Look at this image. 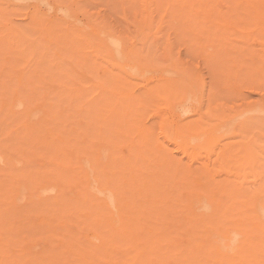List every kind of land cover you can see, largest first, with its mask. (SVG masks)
Wrapping results in <instances>:
<instances>
[{
  "label": "rangeland",
  "instance_id": "rangeland-1",
  "mask_svg": "<svg viewBox=\"0 0 264 264\" xmlns=\"http://www.w3.org/2000/svg\"><path fill=\"white\" fill-rule=\"evenodd\" d=\"M196 1L197 0H193L188 1L189 3H185V0H58L57 2L56 0H0V233H2L5 238L10 237L12 239L15 235L18 236L16 231L9 230V224H13L14 220L17 222L19 216L28 214L27 210L33 207V198L38 194L37 190L40 189L41 185L44 187L50 186V184H55L54 186L59 185L56 181H49V171L52 169L62 170V168L54 164L56 159L52 158L54 154L58 155L60 151L52 147V145L38 143V140H40L45 133L47 134L46 129L49 126L48 122L44 121L46 116V112L44 111L49 107L50 98L55 95V92H51L50 90H58L61 85L60 80L62 79L59 78V74L47 76L49 71H45L47 74L42 73L40 75L41 77L39 76L41 79L39 77L37 79L38 83L36 82V88L38 90L35 89L36 91L34 90L31 93L27 78L32 74V71H34V73L36 71L38 75L40 74V71L37 70V65L43 59L46 60L43 69L46 70L47 68L48 70H54L53 73H56L59 71L58 66H61L62 70L68 73L67 76L73 79L72 82H80L82 84L78 86L84 87L83 85H86L85 82L88 80L89 76H94V79H97L99 76L94 70V74H92L89 68L83 67V58L80 54L75 52L76 47H70L66 42H70L73 45L80 44L82 47V54L87 60H94L97 63V68L100 73L106 72L107 74L115 76L116 84H114V86L116 87V93H118L120 97H124L126 101H137L136 106L132 107L133 110L131 109L132 121L135 124L138 123L136 126L146 124V126L152 128L153 143L156 144L161 141L162 146H165L166 143V146L168 145L167 147L173 148L171 151H174L173 153L179 157H176L178 161L182 159L180 161L183 162L184 160V163L181 162L184 165H188L190 162V164L195 165L194 169L200 165L201 159L206 161L207 156L209 158L210 155V160L213 164L211 168H214L212 174L219 176L225 175L224 172L220 171L222 167L237 171L238 178H234L237 179V182L233 183L235 188L239 190L237 194L245 192L252 197L253 202L251 203L245 199L244 201L249 202L247 205L235 204L234 207L238 213L246 212L250 217L257 214L259 205L264 201L262 187V185H264V179L261 180L257 175V172L264 171V166L259 165L261 158H264V147L258 148L259 152L263 151V153L256 163L251 165L248 160L243 161V159L247 157V154L242 145L248 142L252 143L253 141L259 145H264V127L261 126L263 121H257V126L251 128L248 127L249 120H246L248 117H252V115L264 111V36L258 33L254 34L242 31L244 28L243 25L240 24L239 15H237V7L234 9L232 8V3H234L235 0H213L211 5L207 6V8H201L199 5H196L194 7L195 9H192L193 11L197 10L194 16L195 21H188L186 12L189 10L191 13L190 3L194 4ZM212 5L213 7H211ZM58 16L67 17V21L70 20L71 22H56L55 20ZM75 21L82 28L88 27L87 25H92L97 26L98 29L103 28L104 34L106 35L112 34L111 46L106 49L100 48L95 55V53L92 52V46L98 42V40H96L98 37L92 36V40H94L89 43V41L83 38V35H79V33L74 30L72 23ZM86 29L88 30V28ZM87 30L84 31L89 32V30ZM11 41L15 42V46L8 45ZM18 44L22 45L17 47ZM30 45L36 47V52H32L28 49L26 55L25 53L23 55L20 49L23 50V48L27 46L30 47ZM169 79H183L182 81H185L184 83L189 90L184 93L181 92V94L175 98L173 95L169 94L170 92L166 87L162 86L163 83ZM87 86H89V84L85 87ZM159 87V93H148L150 88L153 91ZM17 89H19V91H16ZM63 97L64 95L62 98ZM84 109L83 104H81L80 107L76 106L73 112H81ZM73 112L70 110V113ZM191 125H194V132L189 131ZM171 126H186L189 130L187 128L182 130L185 141L194 145V150L201 152L202 156H198L192 160L186 155L185 157L182 151L176 148L177 145L174 144L175 142L168 139ZM133 135L134 133L132 136ZM71 136L73 137L75 135ZM65 138L66 140L68 139V134ZM74 141L75 140H72L71 142L74 143ZM93 141L97 144L96 138ZM131 141L132 140L126 141L124 143L126 146L124 144H122L123 146L120 145L123 151L126 152L127 149H131L129 148V146L133 144ZM227 141L237 142L238 148L232 152V156L224 161L218 159L216 154L220 151V146ZM78 142L77 146H84L81 138H78ZM67 152L68 155L70 154L69 156H71V154H73L72 148H69ZM60 155H62V152H60ZM240 156L244 158L240 160ZM182 157L185 158L183 159ZM199 157L200 160L198 159V163L197 158ZM77 158L78 160L85 161L84 159H87L86 150H80ZM204 160L202 162H204ZM185 162L187 164H185ZM241 189H243V192ZM42 192L44 196H47L46 191ZM229 199H232L230 194L224 197L223 202L230 203ZM22 207L26 209L25 212H23L24 214L19 211ZM42 207L44 206L42 205ZM155 207L156 206H150L148 211L151 213L142 211V209L140 211V208H138L140 212L147 214L146 216H151L150 214H153V216L155 215L154 217L152 216V219L147 217V220H143L145 222L139 219L143 216H139L140 213L137 212V210H134L135 212L132 210V215L128 213L129 211H124L119 214L114 210L113 213L108 212L107 215L106 212L103 213V217L101 213L93 211L96 213V216L98 213L97 219L93 216L94 213L92 211L90 213L93 217L91 215L87 216L89 212L79 211L78 213L84 212V215L87 213L84 218H88L89 220V218L92 217L93 219L90 218V221L93 220L94 224L99 221L98 218H101L99 226L102 229L108 226H106L105 223L111 225L107 228L110 229L112 226H116V223L118 221L120 222V220V227H122L123 224L126 223L129 225L128 222H132V219L135 221L139 219L143 222H141L140 225L144 228L137 227L138 234H134V232L128 234L131 236L134 234V239L133 237L132 239L135 240V238H137L136 236L139 234L143 237L145 234L144 232H146V234L150 232L149 236H151L152 233H154V235L157 234L156 231L160 230L161 221L163 220L162 217V220L158 219L160 218V213H157L163 210L162 213H166V215L164 213L163 216L169 217V219L166 217L169 221L165 220L168 222L165 223L163 220L164 226L167 224L165 227H163L162 224L163 229H168V231L171 229L170 232L174 231L170 234L167 233L168 231L165 232L163 229V231L160 230L158 232L159 241L158 239L154 240L158 243L153 242L154 238L151 239L155 237L154 235L151 236V238L144 235L147 238L145 239L144 237L142 241L145 242L146 245L149 239V244H151V241L154 244L156 243L155 249L158 248V252L155 249L156 252H154V250L148 251L150 249H148L149 245L145 246V244H141L146 247L144 250L150 252L148 255L149 259L151 255L156 256L161 250L163 252L161 251L160 254L163 258L165 256V259H162V256H156L150 259L153 263L149 261L147 255V257L144 256L145 258L143 260L139 259L148 253L146 251L143 252L144 250L140 251L142 249L140 243L139 245L141 248L140 246L138 247V256L141 254L143 255H141L142 257L137 256V259L143 262L147 260L146 264H165L166 258L170 256L167 258L168 260L166 263L173 260L172 262L174 263L171 262L172 264H179L184 259L182 261V263L184 262L183 264H194V262L191 263V260L194 261V253L191 254L190 249L192 246V252H194V244H192V242L197 241L194 238L200 240L198 241L199 244H205V247L208 245L204 243L208 237L206 239L205 234L201 231L196 233V235L202 233V236L204 235L206 240L200 236L201 234L199 235L201 238L199 236L195 237L194 234H189V231L194 233L191 230V227L194 230V224L192 225V223H198V221H195L196 218L194 217V219L192 217L194 216V210L190 209L193 211L192 215L189 214V212L186 215L189 210L186 208L180 209V207H176L173 209L171 207L173 211L178 208L173 212L168 205ZM161 207H167L169 210L167 211V209H165L164 211ZM88 210L90 211V209ZM181 210L183 212H181ZM71 212L69 213L70 215L68 214V218L72 216ZM74 213L76 214L77 212ZM78 213L75 215L72 212L75 216H73V218H67L66 221L64 220L63 222L65 223L64 225H66L64 227L66 232H64L66 233L67 239L68 236L69 238L73 237L68 240V244L72 241L73 244H77L78 246L74 248L76 253L74 249H72V243L69 244L68 247L71 248V251H69L67 256H72L74 254L75 256H73V258L70 257L71 259L74 260L76 258V260H83L81 263L79 260V263H76L77 261L74 260L76 264H82L83 262L88 264L90 260V263L94 261V263L91 264H95L96 262H99L98 264H107V262L113 264V258L119 257V251L123 250V247L129 250V254H127V252L124 255L123 252H126V250H123L121 253H123L122 255L125 256V259L124 257L123 259L120 257V261H126L127 258L131 260L130 258L137 254V249H135L136 245L133 251L129 245L127 246V244L131 243L127 242L130 241L131 238H129V240L126 239L124 237L128 236L126 233V235H122L123 237L120 236V234L114 235V237L113 235H109L110 239H112V237L114 239L120 237L119 240L123 238V241L124 239L126 241L123 242L121 240L120 242L118 240L120 245L122 244L120 246L114 239H112L114 240L112 242V240H108L109 237H106L107 239L102 238V240H106V244L104 243L105 247H108L106 251L108 253L102 252V255L105 254L103 256H106V254L113 253V255H111L113 258L111 256L112 259L110 257L107 258V256L103 258L101 257L102 255H99V259L98 255L95 256L93 253L94 249L92 248H99L104 241H100L99 239H101V236L91 230L96 224V227H99L98 223L93 226V222H90L93 227L90 228V224L87 227L86 224H88L89 221L87 220V222H85L84 219L77 218L76 216H82V214L78 215ZM162 213L160 215H162ZM168 214L171 215L169 216ZM99 215H101V217ZM108 215H111L112 218ZM136 215L139 216L138 219H136V217L134 218ZM157 215L159 217H156ZM180 215L182 218H180ZM146 216L144 215L142 219H146ZM172 216H174L175 219H173ZM105 217H107V221ZM128 217L132 219L127 221ZM94 218L97 221H95ZM119 218L121 219L119 220ZM122 218L127 219L125 223L122 222ZM153 218H157L156 221L160 226L158 224V226L155 225V219V224L152 223ZM191 218L192 221L190 222ZM183 219L185 220L184 223H182ZM150 220H152V222H150ZM52 221L60 224L63 220H57V222L56 220ZM103 221H106L103 224L105 227H102ZM82 222L86 223L84 224L85 226L81 224ZM147 222L150 224L148 225ZM176 223L179 225L177 226ZM79 224H81V227L78 230ZM132 224H136V222ZM173 224H175L176 228H173ZM180 224L182 226H180ZM150 225L153 231L149 229ZM154 225L155 228L158 227V229H155ZM168 225H170V228ZM186 225L187 227H184ZM86 227L90 228V230ZM124 227L126 228V225H124ZM146 227L148 228L145 229ZM5 228L7 232H5ZM83 228L86 229L87 233L84 232L85 230H83ZM141 228L144 232L141 231ZM181 228L183 229L181 230ZM184 228L187 229L185 230ZM59 230L61 231V229ZM93 230H95V228ZM68 231H73V234L71 235ZM96 231L99 230L96 228ZM80 232H82V235ZM142 233L144 234L142 235ZM187 233L188 236L185 235ZM83 234L85 236H83ZM164 234H168L166 235L167 237ZM75 235L79 237L80 240L83 238L84 240H89L87 242L89 245L93 244L92 246H95V242L97 246H90L91 248L87 250L89 245L86 241L83 240L87 246L85 248L82 246L84 242L82 243L79 240V244L78 238H75ZM178 235L182 236L183 239L188 242L191 240L190 244H188V242L185 243V241L183 243L186 244V246L183 245L182 242H179V244L178 240L180 239L179 241H182L183 239ZM86 236L88 239L85 238ZM161 236L164 238L166 237V239L168 238V248L167 244L164 242L166 239ZM189 236L194 238L191 237V239ZM141 237L139 236V238ZM14 238L16 239L17 237ZM156 238H158L157 235ZM160 238L164 239L162 240L163 243H160L162 242ZM73 239L78 243L74 242ZM175 240L177 244H175ZM30 241V245L36 246L37 249L42 247L39 243L42 245L44 243L38 238ZM115 241L116 243H114ZM138 241L136 240L134 243L138 245ZM110 242L114 243L112 247L107 245L111 244ZM170 243H173V248L177 247L178 244V247H182L174 248V251L173 248L170 247ZM115 244H117V247H115ZM157 245L159 247H157ZM120 247H122V249ZM109 248L112 250V253ZM116 248H118L117 252ZM82 249L83 252L81 253L83 254L79 252L82 251ZM179 249L181 251H178ZM188 249L190 251H187ZM166 250H168V252ZM72 251L73 253H71ZM139 251L141 252L140 254ZM169 251L172 252V255H169L171 253ZM182 251L184 252V254H181L183 256L178 257L176 253ZM70 253L72 255H70ZM85 253L88 254L86 255ZM130 253L132 254L130 255ZM165 253L167 254L165 255ZM84 254L86 258L83 256ZM175 254L177 257L174 256ZM188 254L190 256L192 255L193 259ZM186 255L187 260L189 258L191 259L188 260L189 262L185 260L186 258H183ZM87 256H90L89 258L91 259L89 260ZM156 258H160L164 261L157 260ZM104 259L107 261L101 263L103 261L100 260ZM68 261L67 263L69 264L71 260L70 262ZM157 261L161 263H157ZM143 262L142 264H145ZM126 263L127 261L122 264ZM140 263L141 262H139V264Z\"/></svg>",
  "mask_w": 264,
  "mask_h": 264
},
{
  "label": "bare ground",
  "instance_id": "bare-ground-1",
  "mask_svg": "<svg viewBox=\"0 0 264 264\" xmlns=\"http://www.w3.org/2000/svg\"><path fill=\"white\" fill-rule=\"evenodd\" d=\"M57 1L58 0H56V2ZM188 1H193V0H187V1L185 0V3H189ZM212 1L213 0H197L196 3L194 4L190 3L191 10L195 9L194 7L196 5H199L201 8H207V6L211 5ZM211 7H213V5ZM235 7H237V10H238L237 15H239L240 24H242L244 28L242 31L247 32V33H254V34L258 33L264 36V1L262 0H235L234 3H232V8L234 9ZM207 10H211V9H207ZM73 11H74V8H73ZM192 11L191 13L189 12V10L186 12V17L188 21H195L194 16L196 15L195 12H197V10L193 11L194 15ZM55 21L59 23L71 22L70 20L67 21V17H64V16L63 17L58 16V18H56ZM72 24H73L72 26L74 30L78 32L79 35H83V38L89 41V43L94 40V39L92 40V36L98 37V39H96L98 40V42L96 44H93L92 46V52L95 53V55L99 51L100 48L106 49L111 46L112 34L111 35L104 34L105 32L103 28L98 29L97 26H92V25H87L88 27L82 28L78 23H76V21ZM86 28H88L89 32L84 31V30H87ZM66 43L70 47H73V46L76 47L75 52L80 54L83 58V67L89 68L92 74H94L93 73V70H94V72L95 73L97 72L99 76L97 77V79H94V76H89L88 80L85 82L86 85L89 84V86L87 87H85L86 85H83L84 87L78 86L82 84L80 82L79 83L72 82L73 79L67 76L68 73L62 70L61 66H58L59 71L56 73H53L54 70H48L47 68L46 70L43 69L45 67L44 62L46 61L43 59L37 65V70L40 71L39 72L40 74L38 75L36 71L35 73L34 71H32V74L30 73L31 75L27 78V80L29 81L28 83L30 84L31 93L35 89H37L36 88L37 83H38L37 79L42 73H45V71H49L50 73V74L48 73L47 76H53L55 74H59L60 75L59 78L62 79L60 80L61 85H60V88H58V90H55V89L50 90L51 92H55V95H53L52 98H50L49 107H47V110L44 111L46 112L44 121L48 122L49 126L46 129L47 134L45 133L42 136V138L38 140V143L44 144V145L46 144L52 145V147H55V149L62 152V155H60V152H59L58 155L54 154L52 156L53 159H56L54 161L55 162L54 164L62 168V170L52 169L49 171L48 173L50 175L49 181H56L59 183V185L54 186L55 184H50V186L48 185L47 187H44L41 185L40 189L37 190L38 194L33 198V202H34L33 207L27 210L28 214H26L25 216L24 215L19 216L18 217L19 220L17 219L18 220L17 222H15L16 220H14L13 224L12 223L9 224L10 225L9 230L16 231L18 236L15 235L14 237H17V238L16 239L14 237L12 239L10 237L5 238L3 234L0 233V264H68L67 263L68 260H69L68 262H70L71 260L70 263H72V261L73 263H75V261H77L76 263H79L80 261L79 259L76 260L75 258L74 259L75 261L71 259L73 258V256H75L74 254L73 255L71 254L73 253V251L70 253V255L72 256H67L69 251H71V248L68 246L69 244L72 243L71 241V243L68 244V240L72 239L73 237L69 238L68 236V239H67V236L65 233L66 230H64V227L66 225H64L65 223L63 222L64 220L66 221V219L68 218V214L71 211L73 212V214H75L74 212L78 213L79 211L89 212L88 215L87 213L85 214L87 216L89 215L92 216L90 212L94 211V212L101 213L103 217V213L106 212V215H107L108 212L113 213L114 210H116L119 214L124 211L125 212L129 211L128 213H130L131 215L133 212H135L134 210H137V212L140 213L139 216L144 217V215L146 216L147 214L140 212L141 209L142 211L147 212L148 209H150V206L152 207L156 206L155 208H157L158 206H165V205L170 206V209L171 207L173 209L176 207H180V209L186 208L189 210L190 209L194 210V214H193L194 216L192 217L193 218L195 217L196 219L195 218L194 219L195 221H198V223H192V225L194 224L193 225L194 230L192 229V227H191V230L194 233H191L189 231V234H194L195 237L201 234L200 236L203 238L206 236V239L208 237L207 239L208 241L204 238L208 243L203 239L205 241L203 242L206 243V245L208 244L207 247H205L204 243H203L204 245L199 244L198 241L200 240L191 236L192 238L197 240V241L192 242V244H194L193 245L194 252H192V249H193L192 246L190 248L191 254L194 253V261H192L188 257L191 260V263L194 262V264H264V201L259 205L257 214L253 217H250L249 214H247L246 212L238 213L234 207L235 204L247 205L249 202L252 203L253 200L249 194H246L245 192H243V189H241L243 193L237 194L239 190L235 188L233 184L237 182L236 181L237 179H234V178H238L237 171H233L231 169H225L222 167L220 171L224 172L225 175L219 176L216 174H212V172L214 171V168L213 167L211 168V165L213 164H212V161L210 160V155H209V158L207 156L206 161L204 159H201L202 161L204 160V162L201 161L200 165L194 169V166H195L194 164L192 165L189 162L188 165H184L182 164L184 163V160L183 162L180 161L182 159L178 161V159H176V157L178 156H176L173 153L174 151H171V149L173 148L167 147L168 145L166 146V143H165V146H162L161 141L159 140H158L159 143L157 142L158 144L153 143L152 128L149 126H146V124L136 126L138 123L135 124L132 121L133 118H132L131 111L133 110L132 107L136 106L137 101L136 100L126 101L124 97H120L118 93H116V87L114 86V84H116L115 76L111 74H107L106 72L100 73L99 69L97 68V63L94 60L93 61L87 60V58L82 54V47L80 44L73 45L70 42H66ZM8 45L15 46V42L11 41L8 43ZM21 45L22 44H18L17 47L18 46L20 47ZM28 49H30L32 52H36L35 50L36 47L33 45H30V47L27 46L26 48H23V50L20 49V51L23 53V55L24 53L26 55V53L28 52L27 51ZM182 80L181 79H177V80L169 79V80H166V82L163 83L162 86L167 88V90L170 92L169 94L177 98L181 94V92L184 93L189 90L187 85L184 83L185 81H182ZM16 91H19V89H17ZM151 92L156 93V94L159 93L160 87L153 91L150 88L148 90V93L150 94ZM63 95L64 97L62 98ZM81 104H83L85 109L81 112H77V111L73 112L76 109V106L80 107ZM70 110L73 113H70ZM248 118L246 119V120H249L248 127L254 128V126H257V121L259 120L263 121V124L261 126L264 127V111L256 115H252V117H248ZM184 128H187V127L186 126L184 127H179V126L172 127L171 126L170 127L171 131H170V134H168V139L172 142L174 141L175 142L174 144L177 145L176 148L181 150L183 155L188 156L190 160L198 156H202L201 152L194 150V145H191L190 143L185 141L183 137V132H182ZM189 131L194 132V125L190 126ZM133 133L134 135L135 134L136 135L132 136ZM67 134H68V139L66 140L65 136ZM71 135H75V136L72 137ZM78 138L82 139L84 146L82 147L77 146V144L79 143ZM95 138H96L97 144H95V141H93ZM72 140H75L74 143L71 142ZM130 140H132L131 142H133V144L131 145L132 147L129 146V148L131 149L129 150L127 149L126 152L123 151L120 145ZM237 146H238L237 142H230V141L225 142L224 144L220 146V151L216 154L217 158L226 161L228 157L232 156V152L238 148ZM242 146H243L244 151L247 154V157L244 158L240 156V160L244 158L243 161L248 160L249 164L251 165L256 163V161L260 158L261 154L263 153V151L259 152L258 148H262L264 147V145H259L255 141H253L252 143L251 142L245 143ZM69 148H72V151H73V154H71V156H69L70 154L68 155V152H67ZM80 150H86L87 159H84L85 161H81L80 159L78 160L77 158L78 152ZM124 150H125V147H124ZM198 159L200 160V157L197 158V160ZM199 160H198V163H199ZM185 164L187 163L185 162ZM259 165L264 166V158H261ZM257 175L260 177L261 180L264 179V171L257 172ZM262 187H263V192H264V185H262ZM42 191H46L47 196H44L42 194L43 193ZM229 194L232 198V199H229L230 203H224L223 202L224 197ZM245 199H247L249 202L244 201ZM42 205L44 207H42ZM138 208H140V211L138 210ZM88 209H90V211ZM162 209H164L165 211L167 207H164ZM173 209L171 210L173 211ZM25 210L26 209L24 207L19 209V211H21L22 213L25 212ZM168 210L169 208L167 209V211ZM189 210L188 211L186 210L187 211V213L185 212L186 215L188 214V212L189 214L192 215L193 211L190 210L191 211L190 212ZM162 211L163 210H161V212H158L157 214L159 213L161 214ZM72 212H71L72 216H70L69 218L71 217L73 218V216L77 215V213L73 215ZM181 212L183 211L181 210ZM83 213L82 212L78 213V215L82 214V216L81 217L76 216V217L80 219H84L85 222H87L88 218H84L85 215ZM98 213H97V216H98ZM164 213H162V215L159 214L160 218L158 219L162 220L161 219L162 217L164 221L168 220L169 217L166 216L168 218L166 219V217L163 216ZM171 214H168V215L170 216ZM174 214H177V213H174ZM101 215L99 216L101 217ZM137 215L134 216V218L136 217V219H138L139 216ZM150 215L151 216H146V219L145 218L142 219L143 217L139 219H141L142 221L147 220L148 219L147 217H150L152 219L153 214H150ZM93 216H95L97 219L96 213H94ZM159 216L157 215L156 217H159ZM174 216H172L173 219H175ZM90 218L88 220L89 221L88 224L83 223V222L81 224L83 226H85L84 224H86L87 227L89 224H90L89 226H91L92 222H93V226H95L96 223H98V226L100 225L99 221L101 220V218H98L99 221L95 222V224L93 220L90 221ZM106 218L107 217H105V219ZM177 218L179 219L178 216ZM180 218H182V216ZM120 219L121 218H119V220ZM127 219L122 218V222L125 223L126 220L129 221L130 218L128 217ZM154 219L156 221L157 218H153V222L152 220H150V222L154 223ZM52 220H56V222L57 220L58 221L63 220V221L61 223L59 222L60 224H57ZM133 220L134 219H132V222L131 221L128 222L129 225H127V223L126 224L122 223L123 226L120 227L121 220L119 222L117 218V221L119 223L117 222L118 224L116 223V226H112V228L107 229L111 225L105 223L107 221L106 219V221H103L102 223V227H105L103 225L104 223L106 226L108 225L107 227H105V229L104 228L102 229L100 226H99L100 228L96 227L97 224L95 227L91 226L90 228L92 227L93 229L95 228V230L93 229L91 230L95 231L96 234L98 233L101 236V239H99L100 241L102 240V238L107 239L109 235H113L114 237V235L116 236L120 234V236H122L123 234L124 235L132 234L133 232L134 234H138L137 227L139 228L142 227L140 225L142 221L139 220V225H138V220L137 221L135 220L133 221ZM163 220L161 222L163 224V227H165L167 226V224H165L164 226ZM168 221H165V223ZM184 221L185 220L183 219L182 223H184ZM191 221H192V218L190 219V222ZM133 222L134 223L136 222V224H132ZM81 224H79V227L77 228L78 230L80 229ZM149 224L150 223H148V225ZM157 224L160 226V224L156 221L155 225L158 226ZM162 224L159 229L161 231L164 230L165 232H167L168 229L166 230L163 229ZM181 224L180 226H182ZM124 225H126V228L124 227ZM134 225H137V226H134ZM151 225L149 229L153 231V229L151 228L152 227ZM155 225H154V228H155ZM176 225L178 226L179 224L176 223ZM192 225L190 224L189 226H192ZM168 226L170 228V225ZM174 227H175V224H173V228ZM184 227H187V225ZM84 228L83 230H85L84 232H86V229ZM90 228H87V229L90 230ZM96 228L99 231H96ZM133 228H135L136 230ZM142 228H141V231L144 232ZM147 228L148 227H146L145 229ZM156 228L158 229V227ZM59 229H61V231ZM182 229L183 228H181V230ZM184 229L186 230L187 228H184ZM83 230H80V231H83ZM170 230L167 233L171 234L174 231L173 230L170 232ZM159 231L158 230L156 231L157 232L156 235L158 238H156V235H154V233H152L151 236L154 235L155 237L151 238V236H149L150 235L149 231H147L149 232L148 234L144 232L145 234L142 233V235L143 234L147 235L151 239L154 238L153 242H156L154 240L158 239L159 241V236H158ZM200 231L204 233L205 236L204 235L202 236V233H200L199 235H196V233H199ZM5 232H7L6 228H5ZM68 232L71 235L73 234L72 233L73 231L72 232L68 231ZM80 234L82 235V232H80ZM133 235L132 236L128 235L124 237L128 240L129 238H131L130 241H127L129 243L131 242L130 244H127V246L129 245V247L132 248L131 250L133 251L134 246L136 245L135 249H137V252H136L137 254L132 252L136 255L130 258L131 260H128L127 258L126 261L128 264H136V263L139 264V262H141L140 264H142L143 261H139V259L143 260L145 258L144 256L146 255L148 256L150 253L148 251L154 250L156 248L155 244L158 242L154 244L151 241V244H152L151 246V244L148 243L150 239L149 240L147 239L148 242L146 241L147 242V245H146L145 242L142 241V239L145 237L144 235L143 237H141V234L137 235L136 237L138 239L135 238V240H133L134 239ZM185 235L188 236V233ZM83 236L85 235L83 234ZM139 236L141 238H139ZM76 237L77 236L75 235V238ZM113 237L112 239H114ZM161 237L164 238L163 236ZM166 237L164 239H166ZM35 238L42 240V243L44 242L43 245L39 243L42 246L39 249H37L36 246L30 245V242H31L30 240L35 239ZM77 238L79 242L80 238L79 237ZM85 238H87V236ZM119 238H115L114 240L118 242ZM146 238L147 237H145V239ZM112 239H110V237L108 238V240L110 241ZM164 239L160 238V241ZM167 239L164 242L167 244V248H168L169 245L167 243ZM83 240L84 238L80 240V242L83 243L84 241H86L87 243L89 241V240H84V241ZM114 240H112V242ZM121 240L123 241V238L120 239L119 241L121 242ZM136 240L137 241L140 240L138 241V245L134 243V241ZM179 240H178V243L179 242L183 243L184 241L185 243L188 242L185 239H183L182 241H179ZM103 241L104 240H102V242ZM105 241L100 246L98 244L99 248L95 247L97 246L95 242H94L95 246H92L93 244L89 245V243H87L89 245L87 250L91 247H95L96 250L95 248H92L94 249L93 253L95 254V256L98 255V258L100 259L99 255L101 256L102 252L108 253L106 252L108 250V247L107 246L105 247V244H106ZM116 241L114 243H116ZM124 241L126 240L124 239ZM190 241L188 242V244H190ZM74 242H77V241L74 240ZM90 242H93V241H90ZM112 242H110L111 244H107V245L112 247V245H114V243ZM120 242H118L117 244L120 245ZM176 242L177 241L175 240V244H177ZM86 243L84 242V244H82V246H84L85 248L87 247ZM139 243L140 245H142V249L140 251L144 250V248H146L145 246H148V245H149L148 249L149 248L150 249L148 251L144 250L143 252L146 251L148 253L145 255L141 254L143 255V257L139 255L142 258L137 259L138 250H139L138 247L140 246ZM141 243L145 244V246ZM160 243H163V241ZM117 244H115V247H117ZM71 245L73 246L72 249L76 248L75 246H77V244H73V243ZM158 245L157 247L160 246ZM183 245L186 246V244L184 243ZM172 246H173V243L170 245V247L173 248ZM178 246L174 248L176 249V248L182 247V246L181 247H178ZM120 248L122 249V247ZM174 248L173 250L175 251ZM83 249L82 251H79V252L80 253L83 252ZM117 249L118 248H116V252L118 251ZM123 250L124 251L126 250V252H123L124 255L127 252H128L127 254H129L128 249L123 247ZM123 250L119 251L120 252L118 254L119 257L113 258L111 256L113 255L112 250H111L112 254H106V256L107 258L111 256L114 259L113 264H122L123 262H126L124 260L123 261L119 260L120 257L122 259L124 257L125 259V256L122 255L123 253H121ZM155 250H157L158 252V248ZM155 250L154 252H156ZM140 251H139V254L141 253ZM161 251H159L158 254H160ZM166 251L168 252V250ZM178 251H181V250L179 249ZM187 251H190V250L188 249ZM182 252H179L180 254L176 253L178 254L177 256L182 257L183 255L181 254H184V252L183 253ZM132 253H130V255ZM85 254L83 256H85L86 258V255L88 253L86 255ZM158 254L156 256H162L161 254L160 255ZM166 254L167 253H165V255ZM176 254L174 256H176ZM103 255L101 257L105 258L106 256H103ZM169 255H172V252ZM156 256L151 255L150 259L151 258L153 259ZM190 257L192 258V255ZM67 258H70V259H67ZM88 258H87V262H88ZM147 258L149 259V256ZM160 258L158 259L161 260ZM167 258L165 260V264L174 263L172 262L173 260H171L172 263L171 262L166 263V261L168 260ZM183 258H186L185 260H187V255ZM90 259L91 258H89V260ZM162 259H165V256L164 258L162 256ZM104 260H100V261H103L101 263H104L107 261V260L105 261ZM82 261H80V263ZM90 261L88 264L94 263L93 260H92L93 262L91 263ZM161 261H164V260H161ZM182 261L180 263H182ZM146 262H143V263L146 264ZM150 262H152V260ZM158 262L159 261H157V263ZM98 263L96 262L95 264H98ZM82 264H85V263L83 262ZM107 264L109 263L107 262Z\"/></svg>",
  "mask_w": 264,
  "mask_h": 264
}]
</instances>
